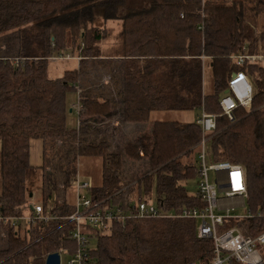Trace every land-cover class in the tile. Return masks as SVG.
Returning a JSON list of instances; mask_svg holds the SVG:
<instances>
[{
	"label": "trees",
	"instance_id": "obj_1",
	"mask_svg": "<svg viewBox=\"0 0 264 264\" xmlns=\"http://www.w3.org/2000/svg\"><path fill=\"white\" fill-rule=\"evenodd\" d=\"M109 22L120 23L116 35L106 31ZM110 33L115 43L104 49ZM245 51L264 56V0H0V213L23 217L42 204L58 217L18 236L1 226L0 264H45L61 248H76L75 226L64 218L75 211L82 159L101 160L100 182L89 189L94 202L153 201L166 215L203 209L198 190L186 187L201 177L203 111L217 117L206 137L207 164L245 172L250 217L224 229L263 233L264 68L238 66L233 57ZM52 58L79 67L51 78ZM240 71L253 99L230 120L220 101ZM188 111L199 112L195 122H152L155 114ZM35 140L43 146L40 166L30 161ZM142 159L150 168L141 174ZM198 225L175 216L93 231L87 264L209 263L214 243L198 237Z\"/></svg>",
	"mask_w": 264,
	"mask_h": 264
},
{
	"label": "built area",
	"instance_id": "obj_2",
	"mask_svg": "<svg viewBox=\"0 0 264 264\" xmlns=\"http://www.w3.org/2000/svg\"><path fill=\"white\" fill-rule=\"evenodd\" d=\"M69 57H67L68 59ZM53 61L58 58H52ZM79 60V58H78ZM240 67L246 64H258L264 68V56L253 55L246 51L233 57ZM253 99V87L244 71L232 75L229 80L228 94L220 101L223 114L233 120V112L239 108H248ZM79 109V105H76ZM216 115L203 111L198 120L202 129L203 140L200 143V172L198 195L205 207L203 209L183 210L180 215H166L153 201L127 203L120 205L101 204L92 201L89 196L91 183L78 177L72 188L75 193V211L67 223H73L71 238L76 248L59 250L60 264H87L93 231L106 232L114 224H125L132 219H152L179 216L199 222L197 235L201 239H211L214 243L213 258L209 263L192 264H264V232L256 237H246L238 228L224 229L230 220L250 217L249 213L238 217L233 213L246 205L248 196L244 169L240 165L227 162L209 165L206 162L205 144L207 136L216 129ZM215 174V183L210 181V172ZM236 202V203H232ZM58 217L52 213L51 206L35 204L33 211L23 217L8 218L0 213V227L9 224L15 236L36 228L39 223H47ZM24 222V226L22 224Z\"/></svg>",
	"mask_w": 264,
	"mask_h": 264
},
{
	"label": "rangeland",
	"instance_id": "obj_3",
	"mask_svg": "<svg viewBox=\"0 0 264 264\" xmlns=\"http://www.w3.org/2000/svg\"><path fill=\"white\" fill-rule=\"evenodd\" d=\"M119 27H120V23L118 22H109L106 24V31H110L112 33V31L114 33H117L119 31ZM110 36L107 40V42H104V46H106V44H110L112 42L111 39H113V34ZM52 63L49 65L48 68V74L51 78H58V77H62L64 74V67L65 69H68L73 63H76L77 61H72V60H64L63 58H60L56 61H51ZM77 95H73L69 97V101L76 103L77 102ZM199 112L198 111H188V112H184V113H180V112H176V113H164V114H159L158 116H161V118H163V120H168V121H181L184 120L185 122H194L196 120V118L198 117ZM78 122V118L76 117L75 114H71L68 117V125L69 126H75ZM43 146H42V142L35 140L32 142L31 144V153H30V161L31 164L34 166H40L43 163ZM138 166H136L137 171L142 174L145 173L149 168L150 165L147 161V159H142L140 161H138L136 163ZM80 170H79V175H80V179L81 181H87L90 182L91 184L97 185L100 182V178H101V160L100 159H90V158H86V159H82L81 160V164H80ZM130 169H133L134 167L132 166V164H128ZM135 173V171H134ZM136 174V173H135ZM210 181L211 183H215V174L213 171L210 172ZM187 190L191 195H195L197 193L198 190V183L196 179H191L190 181L187 182L186 184ZM37 195V200L34 199V202L40 200L41 198L38 197L39 195ZM61 196H63V194L61 193ZM62 198V197H60ZM153 200V199H152ZM248 206H242L237 208L236 211H234V215L238 216V217H242L248 214ZM23 226H24V222H22ZM97 245V241L96 239H93L91 242V247L95 248Z\"/></svg>",
	"mask_w": 264,
	"mask_h": 264
},
{
	"label": "crops",
	"instance_id": "obj_4",
	"mask_svg": "<svg viewBox=\"0 0 264 264\" xmlns=\"http://www.w3.org/2000/svg\"><path fill=\"white\" fill-rule=\"evenodd\" d=\"M119 31H120V27H119ZM118 31V32H119ZM113 32V31H112ZM117 32V33H118ZM117 33H114L113 32V34L114 35H116ZM114 43H115V40L114 39H112V42L110 43V44H106V46H104L105 44H103V48L104 49H107V48H109L111 45H114ZM73 61H77V60H73ZM79 63H80V61H77L76 63H73L68 69H75V68H78L79 67ZM67 69H65V67H64V72L66 71ZM72 104H73V102H71ZM71 104V105H72ZM197 119V118H196ZM160 120H162V118H161V116H158L157 114H155L154 116H153V120H152V122H155V121H160ZM180 121V120H179ZM196 121V120H195ZM194 121V122H195ZM181 123H192V122H185L184 120H181L180 121ZM153 123H151L150 125H152ZM126 131H128V129L126 130ZM232 203H236V202H232ZM5 240H6V238L4 237V231H3V227H0V248L1 247H3L4 246V244H5Z\"/></svg>",
	"mask_w": 264,
	"mask_h": 264
},
{
	"label": "water",
	"instance_id": "obj_5",
	"mask_svg": "<svg viewBox=\"0 0 264 264\" xmlns=\"http://www.w3.org/2000/svg\"><path fill=\"white\" fill-rule=\"evenodd\" d=\"M228 94V91L226 92ZM33 195L31 194L30 197ZM45 264H60V255L59 253L51 254L47 257Z\"/></svg>",
	"mask_w": 264,
	"mask_h": 264
}]
</instances>
